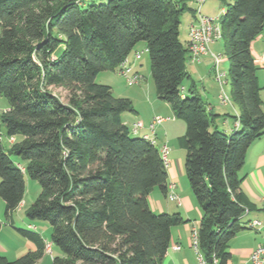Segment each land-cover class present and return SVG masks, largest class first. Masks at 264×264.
Segmentation results:
<instances>
[{"label": "trees", "instance_id": "1", "mask_svg": "<svg viewBox=\"0 0 264 264\" xmlns=\"http://www.w3.org/2000/svg\"><path fill=\"white\" fill-rule=\"evenodd\" d=\"M91 1L0 0V96L9 103L0 125V197L14 225L26 179L37 182L41 194L26 217L52 228L49 243L33 225L18 229L35 250L13 261L0 255V264H38L47 244L57 249L52 264L164 263L172 230L187 223L178 213L150 207L155 190L168 194L165 146H158L156 134L148 140L143 135L149 132L134 133L123 120L136 113L132 101L97 81L101 73L119 71L142 43L158 99L186 127L177 142L201 209L199 251L207 264H227L230 242L244 230L242 218L255 210L241 172L248 151L264 137V88L251 50L264 33V0H215L224 11L231 104H222L217 83L218 99L238 109L230 134L187 69L181 18L191 11L195 21V10L184 0L87 6ZM53 89L67 92L65 99Z\"/></svg>", "mask_w": 264, "mask_h": 264}, {"label": "crops", "instance_id": "2", "mask_svg": "<svg viewBox=\"0 0 264 264\" xmlns=\"http://www.w3.org/2000/svg\"><path fill=\"white\" fill-rule=\"evenodd\" d=\"M184 1L185 3H187L188 7L191 8L193 12V7L195 4L194 1ZM215 2L217 3L215 4L217 5L215 7L219 9L220 6L218 2ZM222 12L224 14V11ZM191 14L193 15V13ZM204 14L211 15L205 12ZM187 40L188 34L185 38V41L183 42L185 46ZM218 50H223L222 45L220 48H218ZM251 50L255 59L256 66L258 68L260 84L264 88V33H262L252 43ZM139 52L140 51H137L136 49L129 56V61L132 64L134 70L140 73L142 80L138 85V89L136 91L131 92V94L128 95V98L131 101L133 100L132 103L137 101L141 103V105L142 102L147 105L146 109L150 111V116L149 119L143 117L144 111L140 109L141 107L136 105V113L124 114L123 120L127 126L132 127L135 123H142L139 120L143 118V133H147L149 132L148 127L155 117L161 116L165 118L166 121L161 125L157 126L156 128L157 144L160 143L159 146H167L170 149V153L171 149H173V152L181 153L183 148H178L179 144L177 142V139L185 133L186 127L184 124H181L176 119V115L173 112L172 108L166 103L161 102L154 92H151V94L149 95V82L148 80H146L145 76L142 75L143 63L141 61V57L136 58V54H140ZM188 62L189 66H187V69L191 75V80H193L196 84L198 93L202 96L203 99H206V102L208 104L207 107L213 109L220 115V117L217 119L220 128L227 134L232 133L237 129V121L235 118L234 120L230 119L232 116L238 115L237 107L235 105L221 106L218 99V89L215 87L216 94L214 95L210 93L208 94V92L204 93L202 90L199 89V86L197 84L199 82L197 81L198 77L194 75V73L197 74L196 72H203V70H207L209 75L206 77V79L207 82L210 81L213 78V59L210 56H204L201 58L199 63L194 64L190 61ZM105 73L106 72H104L103 75H106ZM99 77L100 76H98V79ZM110 80L111 78H109V81L104 84H111ZM144 83L148 85L145 86ZM202 83L204 90H206V81H202ZM213 85L216 84H214L213 82ZM188 88L189 86L187 85L185 93L188 92ZM262 139L257 141L248 151L246 165L241 172V175L244 177V181L242 183L243 192L245 193L249 201L255 206V210L246 214L248 218L245 221L244 218L246 216L242 218L241 223L243 225V223L245 222L246 227H244V230L238 233L237 236L230 242L229 251L231 254V258L227 262V264H252V253L258 246L264 245V141H262ZM184 163L185 161L182 156L177 157L176 159H170V167L168 168L169 184L175 183L177 185V193L182 200V206L176 205L178 207V210L175 209V207H172L168 202V198L165 197L159 190H155L151 194L149 199L150 207L153 212L157 214L178 213L187 221L186 224L176 227L172 230L170 248L168 249L163 264H202L198 252L192 247V229L195 226L199 227L202 214L196 199L189 191L190 188H188V186L186 187L185 185H183V181H181L185 173ZM253 221H259L261 225L257 228H249L247 226V222ZM175 246H180L181 250L175 251L173 249ZM27 250L28 252L34 251V244L27 241L26 247L24 251H22L21 255H23ZM2 252H8V248L5 247L2 242H0V253ZM47 257L48 255L46 254L38 264H45V261H49L47 260ZM50 259L52 263V258Z\"/></svg>", "mask_w": 264, "mask_h": 264}, {"label": "rangeland", "instance_id": "3", "mask_svg": "<svg viewBox=\"0 0 264 264\" xmlns=\"http://www.w3.org/2000/svg\"><path fill=\"white\" fill-rule=\"evenodd\" d=\"M110 0H92L91 2H89L87 4V6H91V5H99V4H106L108 3ZM195 3V2H194ZM217 4L215 2V0H208V2L204 5L203 7V12L205 13H209L211 15L208 16H213L216 18H222L223 16V12L221 7L218 9ZM217 8V9H216ZM198 9V4H194L193 10H197ZM191 21H194V17L190 12L185 13L184 15H182L181 18V39L182 42L185 41V38L187 37V34L189 32V27L191 24ZM0 34H1V28H0ZM222 45V42L220 41L219 43H217L216 45L213 46L214 51L217 54H221L223 56V60L221 63V71L222 73L225 74V81L227 82V84L224 86V89L226 91V93L228 95H230V87H231V80H230V75H229V63L227 60V57L224 54V51L222 50H218V48H220ZM143 50V52H142ZM137 51H140V57H141V61L143 63V68H142V75L145 76L146 80H148L149 82V95L151 94V92H154L155 95L156 94V88H155V84L153 81V77H152V73H151V66H150V58L148 53L145 50V45L142 43L137 47ZM214 62V61H213ZM189 64V62H188ZM187 64V66H189ZM140 68V67H139ZM213 69V78L207 82L206 77L209 75L207 70H203V72H196L197 74L194 73V75L197 78V81H199L197 84L199 86V89L202 90L204 93L208 92V94H216L215 89L217 88V92L220 91V87L218 86L217 82L214 80V64L212 66ZM193 70V69H192ZM106 75H103V73L101 75H99V79L97 80L99 83L104 84L106 82L109 81V78H111L110 83L112 84H107L109 86H111L112 88H114L113 92L114 95L116 97H123V98H128V95L131 94V92L136 91L138 89V85L134 86V87H129L125 81V79L119 75V72H106ZM145 80V81H146ZM202 81H206V90H204L203 88V83ZM214 84L216 85H213ZM188 84V82L186 83ZM144 85H148L146 83H144ZM216 87V88H215ZM146 88V87H145ZM144 88V89H145ZM146 90V89H145ZM53 92H55L56 94L60 95L62 99H65L67 92L63 91V90H59V89H53ZM262 95V99L264 102V89L261 92ZM212 96V95H211ZM209 98V96H208ZM129 99V98H128ZM205 99V98H204ZM133 101V100H132ZM133 106L135 108H137L136 105H138L139 107H141L140 109H142V111H144L143 117H146V119H149L150 116V111H148L146 109V106L143 102L142 105L139 102H133ZM136 103V104H135ZM207 105L206 99L204 100V102ZM9 108V103L8 100L3 97L0 96V125H2L1 123V115ZM235 116H232L230 120H234ZM140 122L144 123V119H140ZM181 124H184L183 122L179 121ZM222 123V122H220ZM139 137V136H137ZM262 141H264V138L262 139ZM12 142V141H11ZM4 145L5 147H8L9 144L7 142V139H4ZM160 145V143H158V146ZM161 147V146H159ZM178 148H180V146L178 145ZM181 150V149H179ZM181 154V155H180ZM179 155V156H178ZM182 156V158L185 161V157H186V151L185 149H182L181 153H177V152H173V149H171V153L169 154L168 159H176L177 157ZM183 181V185H185L186 187L188 186V188H190V184H189V180L186 176V174L184 173V176L182 178ZM192 193V190L190 188L189 190ZM41 194V187L40 185L35 182L32 181L30 179H26V195L24 197V201L22 202V206L20 207V209H18L15 214H14V225H12L11 221H9L6 217V206H5V202L3 201V199L0 197V219L3 222V227L2 230L0 231V242H2V244L8 248V252L6 253H0V255L5 256L7 259L13 261L21 256H23L24 254H26L28 252V250L21 255L22 251H24L25 247H26V243L28 240H26L24 237H22L20 235V233L18 232V229H28L29 225H33V227H35L37 229V233H39L40 235H42V237L44 238V240L46 242H50L51 240V233H52V228L50 226V224L48 222H43V221H37V222H31L27 219L26 217V211L29 209V207H31V205L36 201V199L39 197V195ZM193 195V193H192ZM194 196V195H193ZM195 198V197H194ZM169 204L172 207H175V209H177L178 207L176 206L175 203H172L170 201H168ZM178 210V209H177ZM248 218V216H246L244 218V221ZM249 222H247L248 225ZM243 226L246 227V223H243ZM52 253H48V259L49 261H45V264H52L51 263V255L52 254H56L57 249L55 247H52ZM21 255V256H18Z\"/></svg>", "mask_w": 264, "mask_h": 264}, {"label": "built area", "instance_id": "4", "mask_svg": "<svg viewBox=\"0 0 264 264\" xmlns=\"http://www.w3.org/2000/svg\"><path fill=\"white\" fill-rule=\"evenodd\" d=\"M77 2L90 1V0H76ZM198 4V9L195 10L197 17L194 22H191L189 27V39L187 42V48L190 53V60L192 63H199L201 58L204 56H210L214 61V80L222 87V93L220 95V101L224 105L231 104V100L226 92L223 90L224 85H226L225 74L221 71V63L223 56L221 54L215 53L213 46L222 40V29L220 18L213 16H208L204 14L203 7L207 3V0H193ZM140 54H136V58H139ZM264 59V55H263ZM119 75L122 76L129 87H134L140 84L142 77L138 74L129 59H126L118 71ZM166 121L165 118L158 116L153 119L150 123L148 130L149 135H143L145 139L155 140L156 128ZM133 132L138 133L144 130V125L142 123H135L133 126ZM169 148L167 146L163 147L161 152L163 158L167 163V167L170 165L168 160ZM167 198L170 202L175 203L178 206H182V200L177 193V185L172 183L168 187ZM249 212L247 211V214ZM261 223L259 221H253L248 223L249 228H257ZM32 228V227H30ZM192 247L198 252L200 261L202 264H207L204 260L202 254L199 251V234L198 227L192 229ZM175 251H180V246H175L173 248ZM47 253H52L51 244H47ZM252 264H264V245L258 246L251 256ZM213 264H219L218 260H214Z\"/></svg>", "mask_w": 264, "mask_h": 264}]
</instances>
